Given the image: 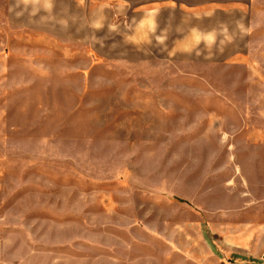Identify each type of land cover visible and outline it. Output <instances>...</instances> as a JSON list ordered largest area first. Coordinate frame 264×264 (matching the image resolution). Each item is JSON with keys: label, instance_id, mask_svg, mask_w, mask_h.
Wrapping results in <instances>:
<instances>
[{"label": "rangeland", "instance_id": "1", "mask_svg": "<svg viewBox=\"0 0 264 264\" xmlns=\"http://www.w3.org/2000/svg\"><path fill=\"white\" fill-rule=\"evenodd\" d=\"M244 1L157 39L0 0V264H264V0ZM191 26L208 43L181 45Z\"/></svg>", "mask_w": 264, "mask_h": 264}, {"label": "crops", "instance_id": "2", "mask_svg": "<svg viewBox=\"0 0 264 264\" xmlns=\"http://www.w3.org/2000/svg\"><path fill=\"white\" fill-rule=\"evenodd\" d=\"M60 0H50V5H59ZM68 8L67 13L80 11L83 20L98 27L94 23L122 17V21L130 20L133 15H139L140 37L143 33L159 39V33L167 31L168 23L177 19L193 21L194 23L209 22L216 18L227 19L232 14L248 16L249 4L244 0H61ZM149 20L152 27L148 29ZM94 24V25H92ZM168 24V25H167ZM167 25V26H166ZM204 27V26H203ZM172 28V25L170 26ZM204 29V28H202ZM197 26H191L182 37L181 45H196L208 43L206 34ZM220 29V28H219ZM147 30L151 31L148 32ZM153 30V31H152ZM198 37V39H196ZM197 40V41H196ZM216 42V41H214Z\"/></svg>", "mask_w": 264, "mask_h": 264}]
</instances>
